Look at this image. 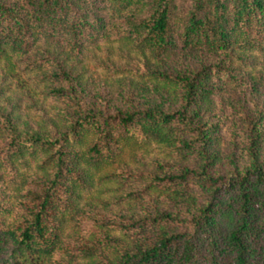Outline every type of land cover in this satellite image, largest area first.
Here are the masks:
<instances>
[{"label":"trees","instance_id":"obj_1","mask_svg":"<svg viewBox=\"0 0 264 264\" xmlns=\"http://www.w3.org/2000/svg\"><path fill=\"white\" fill-rule=\"evenodd\" d=\"M100 39L128 46L159 93L182 87L186 102L114 114L88 109L58 54L45 52L50 44L79 49ZM179 45L264 50V0H0V63L31 100L63 102L37 126L20 128L15 106L4 110L0 101V264H264L259 130L252 131L244 163L234 162L228 174L215 169L211 140L189 108L205 88L207 68L182 76L153 66ZM154 145L168 162L180 156L196 164L161 175L141 171L137 177L147 182L127 192V200L147 194L202 200L176 212L156 208L128 223L114 220V227L95 214L85 234L74 219L98 172L121 168L127 156ZM114 177L123 187L115 171L97 179ZM70 230L83 238L76 252H60Z\"/></svg>","mask_w":264,"mask_h":264},{"label":"rangeland","instance_id":"obj_2","mask_svg":"<svg viewBox=\"0 0 264 264\" xmlns=\"http://www.w3.org/2000/svg\"><path fill=\"white\" fill-rule=\"evenodd\" d=\"M45 53L58 54L75 78L78 98L88 109L114 114L147 103L176 109L186 102L182 87L174 93L164 90L159 93L143 77L138 56L124 44L104 39L83 44L79 49L50 44ZM154 61L153 66L182 76L193 75L207 68L208 77L202 81L205 88L197 94L189 108L195 110L211 140L217 171L228 174L234 162L244 163L248 159L252 131L259 130L257 151L264 159V50L242 52L229 48L217 51L208 47L179 45ZM4 66L0 63V88L3 84L8 87L0 101L4 110L15 106L20 128L30 124L37 126L38 118L46 116L45 112L51 115L63 105L60 98H46L43 103L31 100L29 92L17 86V77L7 73ZM20 76L29 82V75ZM41 98L42 95L38 100ZM161 152L162 147L154 145L145 155L127 156V162L121 168L100 170L98 176L109 171L118 172L125 184L121 187L117 177L99 181L97 176L79 200L74 219L79 229L86 234L91 229L95 214H102V218L104 216L105 221L111 222L114 227V220L128 223L133 217L145 216L156 208L176 212L184 205L200 202L202 197L199 194H194V199L188 196L178 198L173 194H147L144 199L127 200V192L147 182L143 177H137L141 171L161 175L174 172L185 162L196 164L180 156L168 162L169 158L161 156ZM74 236L71 230L66 233L64 248L60 252H67L65 248L69 252H76L75 245L77 247L78 240L83 236L76 239Z\"/></svg>","mask_w":264,"mask_h":264}]
</instances>
